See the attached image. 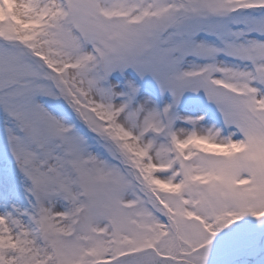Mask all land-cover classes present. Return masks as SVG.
Masks as SVG:
<instances>
[{
    "label": "rangeland",
    "instance_id": "1",
    "mask_svg": "<svg viewBox=\"0 0 264 264\" xmlns=\"http://www.w3.org/2000/svg\"><path fill=\"white\" fill-rule=\"evenodd\" d=\"M261 238L264 0H0V264Z\"/></svg>",
    "mask_w": 264,
    "mask_h": 264
},
{
    "label": "bare ground",
    "instance_id": "2",
    "mask_svg": "<svg viewBox=\"0 0 264 264\" xmlns=\"http://www.w3.org/2000/svg\"><path fill=\"white\" fill-rule=\"evenodd\" d=\"M259 245V244H258ZM260 245H259V249H255V250H252L251 252H250V255H249V257L251 258V257H253V256H255V255H257L259 252H260ZM119 264V263H118ZM241 264V263H240Z\"/></svg>",
    "mask_w": 264,
    "mask_h": 264
},
{
    "label": "water",
    "instance_id": "3",
    "mask_svg": "<svg viewBox=\"0 0 264 264\" xmlns=\"http://www.w3.org/2000/svg\"><path fill=\"white\" fill-rule=\"evenodd\" d=\"M259 258L251 259L250 263H254L258 260ZM246 258H242L241 260H238L236 263H240L241 261H245Z\"/></svg>",
    "mask_w": 264,
    "mask_h": 264
},
{
    "label": "trees",
    "instance_id": "4",
    "mask_svg": "<svg viewBox=\"0 0 264 264\" xmlns=\"http://www.w3.org/2000/svg\"><path fill=\"white\" fill-rule=\"evenodd\" d=\"M55 83L57 86H59V83H57V82H55ZM59 89H60V92H63V88L61 86H59ZM100 142H102L101 139H100Z\"/></svg>",
    "mask_w": 264,
    "mask_h": 264
}]
</instances>
